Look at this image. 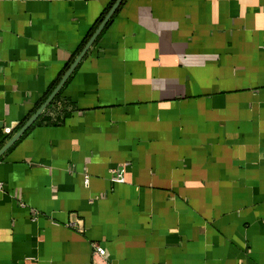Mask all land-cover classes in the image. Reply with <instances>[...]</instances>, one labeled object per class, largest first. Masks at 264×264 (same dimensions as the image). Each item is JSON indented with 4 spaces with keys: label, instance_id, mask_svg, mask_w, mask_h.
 <instances>
[{
    "label": "crops",
    "instance_id": "0c3cea01",
    "mask_svg": "<svg viewBox=\"0 0 264 264\" xmlns=\"http://www.w3.org/2000/svg\"><path fill=\"white\" fill-rule=\"evenodd\" d=\"M116 1L0 0V148ZM0 182V264H264V0H122Z\"/></svg>",
    "mask_w": 264,
    "mask_h": 264
},
{
    "label": "water",
    "instance_id": "95a60500",
    "mask_svg": "<svg viewBox=\"0 0 264 264\" xmlns=\"http://www.w3.org/2000/svg\"><path fill=\"white\" fill-rule=\"evenodd\" d=\"M122 0H117L114 5L111 7V9L106 14L105 18L101 22V24L98 26L95 33L92 35V37L89 39V41L86 43L78 57L74 60L72 65L69 67V69L66 71V73L61 78L59 84L56 86V88L52 91V93L49 95V97L46 99V101L41 105V107L20 127V129L0 148V156L12 145L18 138H20L21 135L33 124V122L37 119V117L42 113V111L50 104L52 99L56 96V94L59 92L71 72L74 70L76 64L80 61V59L83 57L87 49L91 46L94 39L98 36L100 31L103 29V27L106 25L110 17L115 12L116 8L121 4Z\"/></svg>",
    "mask_w": 264,
    "mask_h": 264
},
{
    "label": "built area",
    "instance_id": "2783aa9c",
    "mask_svg": "<svg viewBox=\"0 0 264 264\" xmlns=\"http://www.w3.org/2000/svg\"><path fill=\"white\" fill-rule=\"evenodd\" d=\"M3 134L9 135L10 134V130L9 129H3L2 130ZM124 165H119L116 168L112 169L110 171V181L112 184H122L124 183ZM84 183L85 185H87L88 183V177L84 176ZM3 183L0 182V192L3 191ZM36 220V215L33 216L32 221ZM76 224H78V221L76 219H70L68 222V226L71 228H76ZM94 253L96 255H98L99 253L96 252L97 249H94Z\"/></svg>",
    "mask_w": 264,
    "mask_h": 264
},
{
    "label": "trees",
    "instance_id": "16d2710c",
    "mask_svg": "<svg viewBox=\"0 0 264 264\" xmlns=\"http://www.w3.org/2000/svg\"><path fill=\"white\" fill-rule=\"evenodd\" d=\"M103 18L100 19V21L102 20ZM59 97V95H57V97L55 99H57Z\"/></svg>",
    "mask_w": 264,
    "mask_h": 264
}]
</instances>
